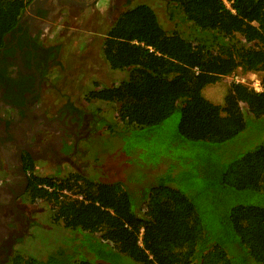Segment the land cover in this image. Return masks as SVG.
<instances>
[{"label":"trees","instance_id":"1","mask_svg":"<svg viewBox=\"0 0 264 264\" xmlns=\"http://www.w3.org/2000/svg\"><path fill=\"white\" fill-rule=\"evenodd\" d=\"M32 1L0 0V45L7 34L20 31L21 15ZM169 3L192 39L178 31L167 34L148 5L124 10L105 34L102 52L109 69L126 78L116 86H97L88 98L117 103L119 119L134 129L160 126L178 111L182 141H230L246 128L240 104L264 120V93L232 84L216 105L202 92L237 69L260 73L264 84V0ZM102 125L114 132L115 124ZM27 170L33 173L31 162ZM217 180L228 191L257 196L259 205L231 206L215 229L189 195L166 182L135 193L78 173L61 179L32 174L31 202L56 205L55 220L70 235L61 236L67 245L61 242L51 259L17 255L10 264H264V137Z\"/></svg>","mask_w":264,"mask_h":264},{"label":"rangeland","instance_id":"2","mask_svg":"<svg viewBox=\"0 0 264 264\" xmlns=\"http://www.w3.org/2000/svg\"><path fill=\"white\" fill-rule=\"evenodd\" d=\"M140 4L148 5L155 12L167 34L178 31L192 39L183 32L177 17L173 18L177 12L169 0H132L124 10ZM107 7L106 1L101 0L83 13L62 10L52 17L49 28L41 31L38 38L49 49L51 59L50 69L45 73L49 79L44 86L46 108L49 111L59 106L68 110L71 123L76 124L73 131L79 135L86 133L74 147V151H78L74 154L78 175L104 183H119L135 193H146L153 184L166 182L189 195L211 227H222L221 217L231 206L259 203L257 196L228 191L217 178L231 161L262 142L264 120L251 117L245 105L240 104L246 117V128L234 139L220 144L182 141L176 130L178 111L157 127L139 130L125 125L119 119L117 103L88 98L97 86H116L126 78L124 72L110 70L103 56L102 42L114 21L106 17ZM234 73L244 77L246 83L250 82L249 74L240 69ZM258 75L261 79L262 75ZM230 85V77H224L207 86L203 96L216 105H222ZM102 122L115 124L114 132L108 133ZM118 131H122L120 138L117 137ZM71 141L64 138L68 144ZM67 150L72 152V147ZM59 167L39 161L35 164L34 174L40 178L61 179L76 172L64 162ZM22 203L26 216L36 224L26 228L9 256L0 251V264H10L17 255L45 261L54 253H60L58 248L62 243L67 245L61 236L70 234L61 222L55 220L56 205L44 200L31 204L28 197ZM94 237L98 238L96 234Z\"/></svg>","mask_w":264,"mask_h":264},{"label":"flooded vegetation","instance_id":"3","mask_svg":"<svg viewBox=\"0 0 264 264\" xmlns=\"http://www.w3.org/2000/svg\"><path fill=\"white\" fill-rule=\"evenodd\" d=\"M100 1L39 0L32 7L34 12L27 7L22 13L20 31L14 36L7 34L0 45V251L6 256L33 224L22 202L29 198L35 164L47 161L60 168L64 162L74 173L79 172L74 147L86 136L85 131L80 135L73 131L76 124L71 123L68 110L59 106L49 111L46 108L44 86L49 79L45 73L51 59L49 49L38 40L39 34L62 10L83 13ZM105 1L106 17L112 20L132 0ZM64 138L72 140L71 144ZM70 147L72 152L67 150ZM29 162L33 164L32 174L27 170ZM29 201L32 204L30 198Z\"/></svg>","mask_w":264,"mask_h":264},{"label":"built area","instance_id":"4","mask_svg":"<svg viewBox=\"0 0 264 264\" xmlns=\"http://www.w3.org/2000/svg\"><path fill=\"white\" fill-rule=\"evenodd\" d=\"M225 5L229 7V3L224 1ZM195 71H197V69H194ZM246 74H249L250 76V82L249 83H246L245 80H244V77H240L239 75L233 73L231 74L229 77H230V82H231V85L234 84V85H237V84H243L245 86H248L250 89H252L254 92H257V93H264V84L262 83V80L260 78H258V73H255V72H245ZM63 194L67 195L68 197L72 198V199H78V200H82V197L79 196V195H71L69 192L67 191H64ZM56 208L54 210V217H56ZM141 235H142V231H141ZM98 237L100 235H97ZM102 241V240H101ZM141 241V236H140V240L139 242Z\"/></svg>","mask_w":264,"mask_h":264},{"label":"water","instance_id":"5","mask_svg":"<svg viewBox=\"0 0 264 264\" xmlns=\"http://www.w3.org/2000/svg\"><path fill=\"white\" fill-rule=\"evenodd\" d=\"M39 2V0H33L29 5H28V9L31 10L32 12H34L33 8L36 7L37 3ZM33 7V8H32Z\"/></svg>","mask_w":264,"mask_h":264}]
</instances>
